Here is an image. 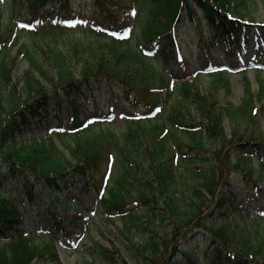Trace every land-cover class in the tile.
Returning <instances> with one entry per match:
<instances>
[{"label":"trees","instance_id":"trees-1","mask_svg":"<svg viewBox=\"0 0 264 264\" xmlns=\"http://www.w3.org/2000/svg\"><path fill=\"white\" fill-rule=\"evenodd\" d=\"M71 1H0V264L59 262L54 240L36 243L23 229L28 211L17 193L32 203L52 193L55 207L67 209L71 205L60 197L74 182L95 190L104 213L120 221L118 231L134 264H264V228L230 221L232 176L253 180L264 171V134L254 105L264 96V80L259 77L261 88L254 94L244 76L243 102L221 105L213 90H200V79L172 78L184 57L174 29L184 19L198 25L203 17L212 43L231 51L252 28L244 19L264 0H92L85 26L92 41L73 44L68 52L44 44L42 60L24 40L19 53L29 67L14 82L11 53L22 37H14L16 14L26 9L31 17L62 24L75 16ZM7 34L14 37L11 46L3 40ZM77 56L79 70L73 65ZM210 76L212 89L231 91L227 73ZM106 89L111 102L156 115L126 120L119 129L114 121L89 126L91 113L80 99ZM52 100L59 110L71 106L70 130L56 135L64 149L44 136L22 141L30 119L42 118ZM225 118L232 123L230 135ZM258 154L259 171L253 166ZM89 249L104 264H132L119 260L112 248L96 243Z\"/></svg>","mask_w":264,"mask_h":264},{"label":"rangeland","instance_id":"rangeland-1","mask_svg":"<svg viewBox=\"0 0 264 264\" xmlns=\"http://www.w3.org/2000/svg\"><path fill=\"white\" fill-rule=\"evenodd\" d=\"M6 2L7 0H0ZM9 1V0H8ZM11 1V0H10ZM75 8V17L66 24L56 23L46 20L42 16L31 17L26 9L16 14L13 19L21 41L12 49L14 57V67L12 79L14 82L21 80L25 71L29 67L28 61L19 53V46L24 40H29L38 50V56L44 60L45 55L40 51L44 44H58L68 52L73 44H87L92 38L85 31V25L92 15V0H72ZM253 15L245 19V22L253 23L255 28L250 35L246 48L240 52L231 51L226 53V47L212 46L211 29L202 19L198 28L195 24L182 22L180 27H176V36L181 42L184 54V62L175 65L173 77H180L182 80L199 81V88L202 92L214 91L215 98L221 105L232 102L240 105L246 97V81L243 78L247 71L251 91L255 94L260 91L259 77L264 80V6L258 2V6L252 8ZM8 34L3 37L8 46L14 44L15 40ZM33 42V43H32ZM4 44V43H3ZM2 44V45H3ZM5 44V45H6ZM80 56L74 57L73 65L76 70L80 69ZM203 68V69H202ZM202 69V70H201ZM226 70L231 77V91L224 86L212 89V80L209 75L214 70ZM201 76V78H199ZM46 85V84H45ZM55 100L50 103L51 109H43L40 112L44 119H34L31 122V129H28L22 140L29 142L35 138H53L60 149H64L61 142L56 139L59 132V120L68 132L70 121L72 120L70 105H65L62 110H57ZM255 121L261 126L264 134V96L256 99ZM80 105L89 111L90 116L100 114L103 117L112 114L117 117L118 129L128 115H137V111H129L122 101L111 102L109 92L106 90L97 95L87 94L80 99ZM106 116L102 119H106ZM94 122L91 123L92 126ZM232 123L229 119L224 120L225 131L232 134ZM27 127V126H26ZM68 155V153H66ZM232 158L236 159L237 154L233 152ZM254 168L260 170L258 157L253 159ZM248 180L243 174L235 173L232 176L235 199L232 201V215L230 220L236 226L258 223L264 228V171L262 178L254 177ZM14 192V191H13ZM10 195V192H7ZM19 200L23 201L26 207L27 219L23 229L34 237L36 243L54 240L56 242L59 262L45 261L44 264H87L96 259L98 264H104L100 257H93L89 247L100 244L119 251L118 259L122 257L133 263V259L125 249L124 240L120 235V221L113 223L104 213L99 203V196L89 185L74 182L70 189L60 198L63 202H68L71 206L67 209L55 207L56 195L52 193L39 194L35 203L24 199L18 192ZM80 223L79 225L77 223ZM204 249L200 250V255L204 254Z\"/></svg>","mask_w":264,"mask_h":264}]
</instances>
